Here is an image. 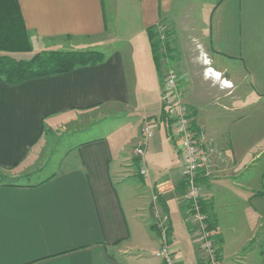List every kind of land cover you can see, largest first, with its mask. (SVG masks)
<instances>
[{"label": "crops", "instance_id": "obj_1", "mask_svg": "<svg viewBox=\"0 0 264 264\" xmlns=\"http://www.w3.org/2000/svg\"><path fill=\"white\" fill-rule=\"evenodd\" d=\"M18 2L34 51L57 41L107 49L101 63L68 73L0 77V264H164L161 221L174 264H207L178 142L159 117L165 96L147 36L179 15L171 42H180H169L179 56L169 59L210 154L199 183L216 252L222 264H264V0H203L188 14L187 0H135L122 34L116 0ZM115 116L91 138L76 135ZM63 133L75 138L61 169L16 182L42 168L50 136Z\"/></svg>", "mask_w": 264, "mask_h": 264}, {"label": "trees", "instance_id": "obj_2", "mask_svg": "<svg viewBox=\"0 0 264 264\" xmlns=\"http://www.w3.org/2000/svg\"><path fill=\"white\" fill-rule=\"evenodd\" d=\"M155 30V27L147 28V36L156 68L160 70L158 64L160 43ZM165 45L166 51H171L168 42H165ZM31 52L30 36L18 0H0V77L6 83L17 84L30 79L68 73L77 67L97 65L105 58L102 51L93 48L44 49L34 51L26 58L15 56ZM159 117L166 125L169 124L166 100ZM200 211L205 215L207 230L212 232L216 228L214 216L213 214L206 216L201 200Z\"/></svg>", "mask_w": 264, "mask_h": 264}, {"label": "built area", "instance_id": "obj_3", "mask_svg": "<svg viewBox=\"0 0 264 264\" xmlns=\"http://www.w3.org/2000/svg\"><path fill=\"white\" fill-rule=\"evenodd\" d=\"M156 29L158 30L159 38L161 40L165 39L164 27L158 25ZM164 73L163 95L166 99L167 117L172 136L178 142L177 149L183 166V199L187 203V211L198 224V230L201 235L200 251L205 262L207 264H221L211 235L207 230L205 215L200 211L202 193L199 177L210 173V154L202 147L204 134L196 131L192 126L193 116L191 110L183 101L176 72L170 67L165 68ZM222 85L226 86L224 83ZM148 132L149 127L146 126L143 129V133L147 134ZM135 154L138 156L143 155L142 143L136 145ZM140 173H145V168L142 165ZM158 228L162 239V246L158 254L163 258L164 264H174L167 245V228L162 221L158 223Z\"/></svg>", "mask_w": 264, "mask_h": 264}, {"label": "rangeland", "instance_id": "obj_4", "mask_svg": "<svg viewBox=\"0 0 264 264\" xmlns=\"http://www.w3.org/2000/svg\"><path fill=\"white\" fill-rule=\"evenodd\" d=\"M134 1L135 0H116L117 21H118V29H119L118 32L120 34L127 32L126 28L124 26V23H123V18H122L123 12L126 11L124 13V16L127 17L128 14H129L128 11H129V9L131 7V13H132L133 12V7L130 6V5H133ZM202 1L203 0H187V4H186L187 10H185L186 7L184 6V7H182V11L185 10V12L187 14L190 13V10L194 11L195 13H197L196 11L198 10V7L202 4ZM190 2H192V3H190ZM107 3L108 2L106 1L105 2L106 6L108 5ZM124 9H126V10H124ZM179 11H181V10H179ZM179 16H177L176 24L179 27H182V25L178 21L179 20ZM183 16H186V14H184ZM176 24L174 22L165 23L162 20L158 24H156V26L160 25V26L164 27V32H165L166 37H165V39H162V40L159 38V34H158V30L156 29V26H154L155 29H156L155 32L157 33V38H158L159 43H160L159 44L160 45L159 46V52H158L159 53L158 54V64L161 67L159 71H160L161 78H162V86H161L162 87V93H163V90H164L163 89V84H164L163 81H164V75H165V73H164L165 72V68H170L171 67L176 72L177 76L179 75L178 68L174 64V61L170 62V59H169L171 56L175 59V57H177L178 53L175 52L174 55H172L171 51H169V50L166 51L167 46L165 45V42H168V48L171 49V47L169 46V42H171V39H172L171 37L173 36L172 34L174 32H175L174 36H175V34L177 36V31L176 30L178 28L176 27L177 26ZM175 37H174L175 40L174 41L172 40V42H171L173 46H175V42L176 41L180 42L179 40H176ZM52 43L54 45L53 49H68V48L69 49H87V48H85L83 46L82 47L81 46H79V47L78 46H74L73 42H71V41H59V42L57 41V42H52ZM195 43L196 42H194V45H193L194 47L193 48H195V50L197 51V50H199V48H198L197 44L195 45ZM118 45L119 44L116 43V44L113 45V47H116ZM31 46H32V52L31 53H28V54L27 53L15 54V56H17V57H25V58L26 57H30V55L34 52L33 45L31 44ZM88 48H91V47H88ZM93 49H95V48H93ZM99 49L104 52V51H106L107 48H99ZM201 57H202V59L204 61L206 60L204 56H201ZM243 85H245V83H241L239 88L241 86H243ZM181 94H183V92H181ZM182 98H183V95H182ZM117 116L108 118V119H106L104 121H99V122L93 121L89 125H87L86 127L81 128L78 132H76V135L78 136V138H82V139L91 138L94 135L98 134L100 131L108 129L111 121L115 122V121L118 120ZM161 122H163V120H161ZM167 126L170 127L169 124ZM170 130H171V128H170ZM170 133L172 135V131ZM70 137H71V139L75 138L73 136V134H72V136H69L68 133H65L62 137L52 136L51 135L50 136V141L51 142H50V145L47 147V151H46V155H45L46 158L44 159L45 161H44L43 164L41 163V165H43L42 168L39 171L34 170L33 172H31L29 174H26V175L22 176L21 178H18L15 181L18 182V183H23V182H28V181L34 182V181H38L40 179L46 178L49 175H51L52 173H54L55 171L60 170L61 168H60L59 161L61 160V157H63L62 156V154H63L62 150H63V148L67 147V144H65V143H66V140L68 138L70 139ZM135 170L137 172L138 168L136 167ZM135 179H136L137 183L142 184V181H141L139 176L135 177ZM199 185H200V183H199ZM209 233H210V235L212 234L211 232H209ZM167 234H168V232H167ZM211 239L213 240L212 235H211ZM213 244H214V242H213ZM214 247H215V245H214ZM217 257L219 259V256H217ZM220 263H221V261H220Z\"/></svg>", "mask_w": 264, "mask_h": 264}]
</instances>
